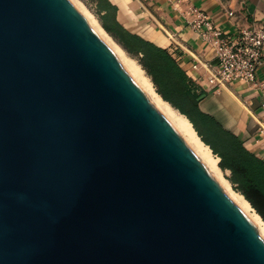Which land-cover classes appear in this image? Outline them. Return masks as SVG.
I'll return each mask as SVG.
<instances>
[{"label": "water", "instance_id": "1", "mask_svg": "<svg viewBox=\"0 0 264 264\" xmlns=\"http://www.w3.org/2000/svg\"><path fill=\"white\" fill-rule=\"evenodd\" d=\"M0 264H264L70 0H0Z\"/></svg>", "mask_w": 264, "mask_h": 264}, {"label": "crops", "instance_id": "2", "mask_svg": "<svg viewBox=\"0 0 264 264\" xmlns=\"http://www.w3.org/2000/svg\"><path fill=\"white\" fill-rule=\"evenodd\" d=\"M108 1L116 8V21L126 31L166 49L195 85L207 93L199 104L200 110L224 131L235 135L246 150L264 161V139L257 135L254 122V116L261 115L258 92L242 81L213 90L208 86L206 73L195 76L189 70L191 57L211 62H215V58L211 47L186 26L180 14L189 6L197 7L222 31L232 32L237 24L244 26L257 21L264 25V0H188L176 9L167 0ZM228 11L234 13L232 18L228 17ZM170 34L175 35L187 53L170 38ZM258 77L264 82V63L258 68ZM225 172L229 174V171Z\"/></svg>", "mask_w": 264, "mask_h": 264}, {"label": "trees", "instance_id": "3", "mask_svg": "<svg viewBox=\"0 0 264 264\" xmlns=\"http://www.w3.org/2000/svg\"><path fill=\"white\" fill-rule=\"evenodd\" d=\"M95 1L103 30L137 59L155 92L189 120L200 140L219 158L220 170L229 171L227 180L233 189L264 222V161L200 110L207 93L195 85L166 49L126 31L116 21V8L108 0Z\"/></svg>", "mask_w": 264, "mask_h": 264}, {"label": "built area", "instance_id": "4", "mask_svg": "<svg viewBox=\"0 0 264 264\" xmlns=\"http://www.w3.org/2000/svg\"><path fill=\"white\" fill-rule=\"evenodd\" d=\"M174 9L188 0H167ZM188 28L198 34L213 51L215 62L191 57L189 70L195 76L206 73V80L210 89L219 90L231 87L242 81L255 89L260 100V114L254 116L257 135L264 139V82L258 77V68L264 63V25L252 21L246 25H236L232 32H224L201 9L189 6L180 11ZM229 18L234 16L232 11L227 13ZM170 38L181 50L187 49L179 43L174 34ZM173 52V49H171Z\"/></svg>", "mask_w": 264, "mask_h": 264}, {"label": "bare ground", "instance_id": "5", "mask_svg": "<svg viewBox=\"0 0 264 264\" xmlns=\"http://www.w3.org/2000/svg\"><path fill=\"white\" fill-rule=\"evenodd\" d=\"M75 7L80 12V14L84 18H86V20H88V23L91 28L100 37V39L110 48V50L121 62L123 67L140 86L149 101L172 125V127L177 131V133L181 136V138L188 145V147L203 163V165L210 172V174L215 177V179L218 178L222 189L227 192L232 201L239 207V209L248 217V219L255 226L260 237L264 239L263 220L240 193L231 189L229 181L221 177V170L218 167V158L214 156L210 148L200 140L189 120L184 115L175 110L168 102L164 101L155 92L150 79L145 75L142 68L136 63V61L126 56L125 52L103 30L100 24L97 23L94 18L90 17L86 13V11L84 10L85 8L83 9L80 5H76Z\"/></svg>", "mask_w": 264, "mask_h": 264}, {"label": "rangeland", "instance_id": "6", "mask_svg": "<svg viewBox=\"0 0 264 264\" xmlns=\"http://www.w3.org/2000/svg\"><path fill=\"white\" fill-rule=\"evenodd\" d=\"M71 2H73V4L75 5H80L85 11H86V13L90 16V17H92V18H94L96 21H97V23H99L100 24V21H99V19H98V15H97V13H96V1L95 0H70ZM78 3V4H77ZM75 5V6H76ZM85 20H86V18H85ZM87 22H88V20H86ZM112 38V37H111ZM112 40L116 43V44H118L113 38H112ZM119 45V44H118ZM120 46V45H119ZM120 48H122L121 46H120ZM122 50L125 52V54H126V56L127 57H129V58H131V59H133L134 61H136V63H138V61H137V59L135 58V57H133V56H131V55H129L123 48H122ZM155 90V89H154ZM221 177H223V178H225V179H227V177H228V175L229 174H227L225 171H222L221 170ZM215 178V177H214ZM216 181L219 183V181H218V178H216ZM230 183V182H229ZM219 185H220V183H219ZM230 187H231V189L232 190H234L233 189V187H232V185H231V183H230ZM224 190V189H223ZM225 191V190H224ZM235 191V190H234ZM237 192V191H236ZM227 193V192H226Z\"/></svg>", "mask_w": 264, "mask_h": 264}]
</instances>
